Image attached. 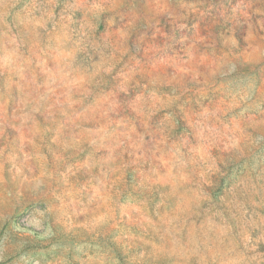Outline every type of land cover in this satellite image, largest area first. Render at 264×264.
<instances>
[{"label": "rangeland", "instance_id": "obj_1", "mask_svg": "<svg viewBox=\"0 0 264 264\" xmlns=\"http://www.w3.org/2000/svg\"><path fill=\"white\" fill-rule=\"evenodd\" d=\"M257 9L0 0V240L47 215L29 264H264Z\"/></svg>", "mask_w": 264, "mask_h": 264}, {"label": "clouds", "instance_id": "obj_2", "mask_svg": "<svg viewBox=\"0 0 264 264\" xmlns=\"http://www.w3.org/2000/svg\"><path fill=\"white\" fill-rule=\"evenodd\" d=\"M264 3V0H262ZM241 7L240 5L237 6ZM243 7L250 8L251 4L244 5ZM264 10V9H257ZM244 15H247L245 12ZM264 26V24H262ZM235 70V65L230 64L229 71ZM9 195H12L9 193ZM39 193L35 190L25 188L23 191L17 190L14 199L18 203L26 202L31 199L32 201H37L39 199ZM51 211V210H50ZM50 217L47 215H42L38 220H31L28 224L20 228L16 225H13L11 229H9V234L6 235L3 240H0V264H7L9 256H15L16 259L14 264H29L30 258L24 254H22L24 246L29 243V237L35 240H45L47 237H51L53 235L59 236V231L57 233H53L52 228L56 224H58V220H53L52 223L49 222ZM37 230L41 232V235L37 236ZM66 239L71 240L70 237L66 236ZM70 246V245H69ZM32 264H39L38 261H32Z\"/></svg>", "mask_w": 264, "mask_h": 264}]
</instances>
